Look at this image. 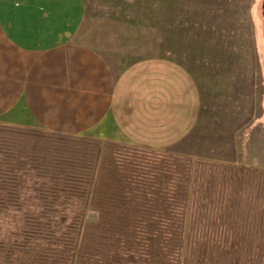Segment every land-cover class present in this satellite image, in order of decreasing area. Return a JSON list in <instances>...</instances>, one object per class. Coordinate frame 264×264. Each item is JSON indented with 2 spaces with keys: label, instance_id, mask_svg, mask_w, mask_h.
<instances>
[{
  "label": "rangeland",
  "instance_id": "1",
  "mask_svg": "<svg viewBox=\"0 0 264 264\" xmlns=\"http://www.w3.org/2000/svg\"><path fill=\"white\" fill-rule=\"evenodd\" d=\"M89 2L92 22L163 32L202 118L168 151L0 125V264H264V1Z\"/></svg>",
  "mask_w": 264,
  "mask_h": 264
},
{
  "label": "crops",
  "instance_id": "2",
  "mask_svg": "<svg viewBox=\"0 0 264 264\" xmlns=\"http://www.w3.org/2000/svg\"><path fill=\"white\" fill-rule=\"evenodd\" d=\"M89 4L0 0V125L159 151L184 143L203 111L192 73L153 51L163 32L97 24Z\"/></svg>",
  "mask_w": 264,
  "mask_h": 264
},
{
  "label": "trees",
  "instance_id": "3",
  "mask_svg": "<svg viewBox=\"0 0 264 264\" xmlns=\"http://www.w3.org/2000/svg\"><path fill=\"white\" fill-rule=\"evenodd\" d=\"M153 159H156V157L145 155V161L144 162H139L140 165H138V166H140L142 168L140 170H142L143 172H145L144 173V177H143L145 179H152V178L154 179V177H157L156 170L150 171V167H149L150 161L151 162H154L155 161ZM164 174L165 173H163L162 175H164ZM167 174L170 176V178H169V181L167 182V185H166V187H169V191L167 193V196H166L167 199L166 200L169 201V202H171L173 200V197L171 196L172 195L171 189H173V187L175 186V184H177V176H176V174L172 170L168 171V169L166 168V175ZM140 181H142V180H140Z\"/></svg>",
  "mask_w": 264,
  "mask_h": 264
},
{
  "label": "flooded vegetation",
  "instance_id": "4",
  "mask_svg": "<svg viewBox=\"0 0 264 264\" xmlns=\"http://www.w3.org/2000/svg\"><path fill=\"white\" fill-rule=\"evenodd\" d=\"M263 7H264V3H263ZM263 16H264V12H263ZM263 19H264V17H263ZM263 22H264V20H263ZM263 34H264V24H263Z\"/></svg>",
  "mask_w": 264,
  "mask_h": 264
}]
</instances>
